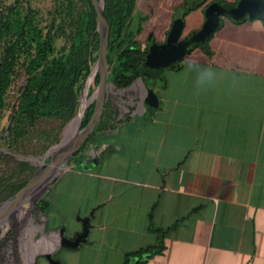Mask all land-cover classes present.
I'll list each match as a JSON object with an SVG mask.
<instances>
[{"label":"crops","instance_id":"1","mask_svg":"<svg viewBox=\"0 0 264 264\" xmlns=\"http://www.w3.org/2000/svg\"><path fill=\"white\" fill-rule=\"evenodd\" d=\"M179 1L151 0L143 29L154 32ZM219 1L239 0H206L185 15L187 25L195 15L199 30L206 7ZM235 20L221 15L207 42L168 70L152 119L134 132L133 116L98 136L101 149L72 160L79 200L60 206L58 221L44 217L43 237H51L44 264L45 254L71 264L78 253L93 256L92 264H122L124 253L157 245L148 213L159 193L152 224L177 223L141 264H264V14ZM190 61L211 68L214 82L199 86ZM81 161L90 165L78 168Z\"/></svg>","mask_w":264,"mask_h":264},{"label":"trees","instance_id":"2","mask_svg":"<svg viewBox=\"0 0 264 264\" xmlns=\"http://www.w3.org/2000/svg\"><path fill=\"white\" fill-rule=\"evenodd\" d=\"M205 1L189 8L182 16ZM136 7L137 0H103V14L109 26L107 82L122 90L141 79L146 88L144 113L153 114L158 105H153L149 97L154 94L156 78H162L159 73L164 69H180L182 56L187 51L165 64L146 60L149 46L139 35L149 15L138 14ZM32 12L30 7L22 6L20 0L8 3L0 0V125L3 121L8 122L9 141L17 149L41 155L60 142L62 128L72 120L77 106L79 110L80 91L97 60L99 34L89 0H55L51 19L44 28L34 24ZM181 25L183 27V23ZM98 83L97 75L93 87ZM93 87H90L89 95L93 93ZM107 90L111 88L107 87ZM93 111L94 102L84 110L82 127L89 123ZM41 119L58 121V128L42 127L39 125ZM130 119L129 115L119 117L112 100L104 99L98 122L71 160L82 152L90 156L101 149L98 136L117 129ZM3 155L0 152V160ZM15 163L9 172L0 168V204L11 199L34 174L28 163ZM159 199L160 193L148 213V230L157 234V245L124 253L122 264H141L163 249L164 237L177 222L166 228L152 224ZM38 204L44 210L49 208V201L44 196ZM29 222L33 228L39 226L34 225L31 216Z\"/></svg>","mask_w":264,"mask_h":264},{"label":"rangeland","instance_id":"3","mask_svg":"<svg viewBox=\"0 0 264 264\" xmlns=\"http://www.w3.org/2000/svg\"><path fill=\"white\" fill-rule=\"evenodd\" d=\"M11 0H5L6 3L10 2ZM151 0H137V13H147L151 14L153 12V3L150 2ZM203 0H181L178 3L169 5L170 11L166 12V16L162 17L158 23V27L154 32L151 34L147 33V26L143 29L142 33L139 35L140 40H147L148 46L152 43H162L161 37L163 33L164 26L171 22H181L183 25L186 23V27L183 30L180 39L188 37L194 34L197 31V20L196 16H191V20L189 21L192 23L191 26H188V22L186 17L182 16L185 11L189 8L194 7L196 4ZM55 0H20V4L24 7H30L33 12V20L34 24L38 28H44L51 19V10ZM155 13V12H154ZM154 13L152 15H154ZM151 15V16H152ZM150 16V15H149ZM149 19V17H148ZM170 29V28H169ZM147 36V38H145ZM179 57L181 55H178ZM184 56V55H183ZM177 57V58H179ZM94 66V65H93ZM168 73V69H164L160 75L162 78H156V90H153L154 94L150 95L149 98H152L153 105H159L161 95L159 94L161 86L164 84V76ZM86 81V80H85ZM139 80L135 81L130 87L126 89H116L113 85L108 84L107 87L111 88V90H107L105 93L104 99L107 97L112 100V104L117 109V114L119 117H124L125 115H129L131 118L135 116L136 121L133 125H131V131L135 130L138 125L142 122L146 123L150 119H152L153 114L145 112L144 113V104L141 105V101L146 95V91L144 90V86L140 85ZM85 83V82H84ZM84 85V84H83ZM93 84L91 87H93ZM98 86V85H97ZM97 86L93 87L94 90L97 89ZM83 88V87H82ZM82 91V89H81ZM80 91V93H81ZM94 92V91H93ZM89 95V94H88ZM91 96V94L89 95ZM78 111V108H77ZM70 122V121H69ZM69 122L62 128L61 130V138L60 142L64 137V131L68 126ZM39 125L46 126L49 128H58V121L50 120V119H41ZM82 127V126H81ZM148 128L146 124L143 128L145 130ZM8 122L3 121L0 125V152L4 155L0 160V168L3 171L9 172V170L14 169L16 161H24L28 163L33 169L34 173L36 171L41 172V176L45 175L48 171V163H39L41 161V157L53 146H51L47 151H45L41 155H36L29 152L27 149H17V146L14 145L12 142L9 141L8 136ZM135 132V131H134ZM143 132V131H142ZM137 133V132H136ZM134 135V133L132 134ZM59 142V143H60ZM58 143V144H59ZM32 160L34 162H32ZM73 161L70 160L67 163V168H63L59 177L67 170H69L72 166ZM90 165V163L84 162H77L78 168L80 166L84 167ZM55 178L51 184H49L47 190L44 192L43 196L51 200L53 204L49 209H43L39 204L38 201L34 202L32 206L26 211V213L8 230L2 231L0 228V264H44L45 260L41 253H37L33 260L31 261L33 255V247L36 240H39L43 236V231L40 230L41 226L44 223V217L48 218V220L58 221V215L61 212V207L71 200H79L75 193V179L71 173L68 171L66 172L63 177ZM55 182V183H54ZM54 183V184H53ZM88 186V185H87ZM89 187V186H88ZM88 190V188H87ZM69 199V200H68ZM8 201V200H7ZM3 204V203H2ZM0 204V206H2ZM61 206V207H60ZM32 218L34 225H39L38 227L32 228L29 222V218ZM120 242V239H119ZM106 252H102L100 256H106ZM93 256L89 255L88 253H78L72 256L71 264H92L93 263ZM97 264H104L102 261L98 262Z\"/></svg>","mask_w":264,"mask_h":264},{"label":"water","instance_id":"4","mask_svg":"<svg viewBox=\"0 0 264 264\" xmlns=\"http://www.w3.org/2000/svg\"><path fill=\"white\" fill-rule=\"evenodd\" d=\"M89 1L95 15L96 29L99 34L98 56L92 68L95 69L94 74L96 76L97 75L99 76V83L96 89L98 91V95L94 98H91L89 102V104L94 102L93 115L89 123L85 127H81V121L83 117V113H82L79 127L77 129V133L71 136L69 141L66 142V144L64 145H62L63 142L62 139V141L59 144L51 147L41 157V161H39L41 165L42 163H48V162L54 163L52 166L53 168L50 171L54 172L56 171V169L58 171L53 173L50 179L48 180V182L44 184V186L38 193L35 202H37L43 197V194L47 190L49 184H51L55 178L59 177L62 169L67 168L68 161H70L71 158H73L74 154L77 153L81 145L91 134L92 130L94 129L101 115L103 101L106 93L104 92V90L107 85L109 26L103 14V0H89ZM262 14H264V0H239L235 5L227 2H213L209 4L204 10V23L199 30H197L194 34L188 37L180 39L182 25L180 22H175L172 25V27L169 29L166 36V40L164 42L152 43L149 45V52L146 55V60H150V62H154L157 64H165L172 61L183 52L188 51L194 47L200 46L215 31V29L219 24L221 15L235 19H240L247 16L251 19V18L261 17ZM92 71L93 70H91L88 77L91 75ZM87 79L88 78H86V81ZM138 80L144 86L142 80L141 79ZM86 81L83 85V88L85 87ZM144 90L146 91L145 86H144ZM141 105L143 106V99L141 101ZM76 115H77V110L73 118H75ZM60 148L61 150H63V156L58 162L52 161V158L54 157L57 158L56 156L59 153ZM32 162L34 161L32 160ZM38 174L39 171H36L33 174L32 178L20 190H18L11 199L4 202L3 204L9 201H13L19 195H21L25 189H27L33 182L37 180V178H39ZM40 230L43 231L42 226ZM45 256L48 259L49 264L57 263L56 261H53L50 258L49 254H45Z\"/></svg>","mask_w":264,"mask_h":264},{"label":"bare ground","instance_id":"5","mask_svg":"<svg viewBox=\"0 0 264 264\" xmlns=\"http://www.w3.org/2000/svg\"><path fill=\"white\" fill-rule=\"evenodd\" d=\"M92 70L93 71L91 75L88 77L85 87L83 88L82 100H81L77 115L75 118H73L69 122L68 126L66 127L64 131V138H63L62 145L66 144V142L69 141L71 136L77 133V129L79 127L80 118H81L82 113H84V110L87 108L91 98H94L98 95L97 90H94L91 96L88 95L89 89L91 85L93 84V81L95 80V77H96V75L94 74L95 69H92ZM106 88H107V85L105 87L104 92H106ZM62 156H63V150H61L60 148V151L56 156L57 158L55 157L52 158V161L58 162ZM48 164L50 165L48 166V171L45 173V175L41 176V172H40L38 174L39 178H37L35 182H33L27 189H25L21 195H19L13 201H9L3 204L2 206H0V228H2V230L4 231L8 230L26 213V211L35 202V199L38 193L40 192V190L42 189V187L44 186V184L48 182V180L50 179L53 173L58 171L56 169V171L51 172L50 170L53 168L52 166L54 163L48 162ZM50 238L51 237L49 236H44L39 241H37L35 244V248H34L35 251L37 252L46 251L47 246H48L47 241Z\"/></svg>","mask_w":264,"mask_h":264},{"label":"clouds","instance_id":"6","mask_svg":"<svg viewBox=\"0 0 264 264\" xmlns=\"http://www.w3.org/2000/svg\"><path fill=\"white\" fill-rule=\"evenodd\" d=\"M188 68L197 71V83L199 86L204 87L214 82L216 73L211 69H200L194 62H189Z\"/></svg>","mask_w":264,"mask_h":264},{"label":"flooded vegetation","instance_id":"7","mask_svg":"<svg viewBox=\"0 0 264 264\" xmlns=\"http://www.w3.org/2000/svg\"><path fill=\"white\" fill-rule=\"evenodd\" d=\"M31 227H32V226H31ZM37 227H39V226H37ZM32 228H33V227H32ZM34 228H35V227H34ZM41 238H43V236H42ZM41 238H40V239H41ZM40 239H39V240H40ZM39 240H36V242L39 241ZM36 242H35V244H36ZM35 244H34V247H33V254H34V253H40V252L35 251V249H34V248H35Z\"/></svg>","mask_w":264,"mask_h":264}]
</instances>
